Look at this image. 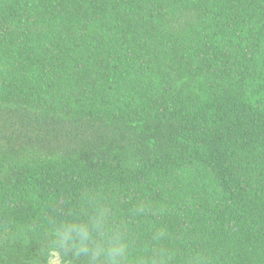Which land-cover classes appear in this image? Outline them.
<instances>
[{"label":"trees","instance_id":"16d2710c","mask_svg":"<svg viewBox=\"0 0 264 264\" xmlns=\"http://www.w3.org/2000/svg\"><path fill=\"white\" fill-rule=\"evenodd\" d=\"M92 203L134 259L264 264V0H0V264Z\"/></svg>","mask_w":264,"mask_h":264},{"label":"clouds","instance_id":"9594fccd","mask_svg":"<svg viewBox=\"0 0 264 264\" xmlns=\"http://www.w3.org/2000/svg\"><path fill=\"white\" fill-rule=\"evenodd\" d=\"M110 215L106 207L92 203L82 219L75 221L50 220V250L57 254L53 264H63L66 256L72 261L83 258L84 264H168L171 252L166 248L152 250L147 261L133 258L127 234L109 230ZM158 233L155 239H162Z\"/></svg>","mask_w":264,"mask_h":264},{"label":"rangeland","instance_id":"374dc122","mask_svg":"<svg viewBox=\"0 0 264 264\" xmlns=\"http://www.w3.org/2000/svg\"><path fill=\"white\" fill-rule=\"evenodd\" d=\"M56 255H57V254H56L55 252H53V253L51 254V256H50L49 261H48L47 264H53V260H54V258H55Z\"/></svg>","mask_w":264,"mask_h":264}]
</instances>
